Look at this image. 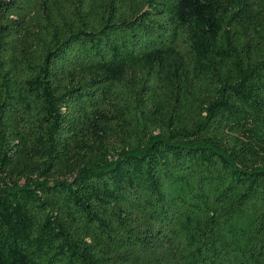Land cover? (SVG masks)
<instances>
[{
    "label": "trees",
    "instance_id": "16d2710c",
    "mask_svg": "<svg viewBox=\"0 0 264 264\" xmlns=\"http://www.w3.org/2000/svg\"><path fill=\"white\" fill-rule=\"evenodd\" d=\"M0 264H264V0H0Z\"/></svg>",
    "mask_w": 264,
    "mask_h": 264
}]
</instances>
